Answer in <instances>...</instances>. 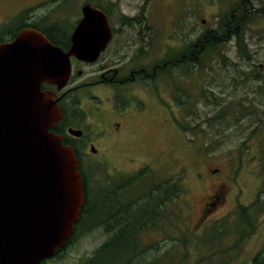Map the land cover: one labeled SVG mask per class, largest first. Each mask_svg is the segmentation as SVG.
I'll list each match as a JSON object with an SVG mask.
<instances>
[{
    "label": "rangeland",
    "instance_id": "rangeland-1",
    "mask_svg": "<svg viewBox=\"0 0 264 264\" xmlns=\"http://www.w3.org/2000/svg\"><path fill=\"white\" fill-rule=\"evenodd\" d=\"M111 1H116L113 25L117 38H131L135 43L133 49L137 51L143 50V45L155 43V50L159 51L157 60L164 58L169 50H182L185 42L193 41L200 33L215 29L240 3V0H151L152 4L147 0ZM83 2L66 0L61 6L54 5V10L49 5L47 16L60 20L63 30L67 31L79 18ZM107 2L101 0L100 3ZM251 2L252 14L256 9L261 11L245 28L250 59L239 54L236 40L231 39L222 50L235 66H230L231 61L224 65L221 58L215 57L213 69L204 68L189 74L177 95L175 84L166 85L167 79L165 85H160L163 77L159 78L155 91L160 93L163 102H151L154 114L135 119L132 127L116 142L109 139L107 144L112 148L108 158L102 160L101 156L93 155L90 166L85 167L93 184L113 179L140 163H146L147 168L155 172L152 178L147 177V187L157 177L171 178L181 174V184L186 191L180 199L183 210L179 232L184 234V242L177 246V251L180 255L188 254L190 262L197 261L196 253H205L210 246L205 243L206 238L201 237L206 227L219 223L239 205L252 204L258 197L261 208L264 206V174L260 168L264 153V77L258 74L264 73V0ZM2 13L0 9V18ZM124 14L143 20L124 25L117 21L126 16ZM146 14L154 31L146 26ZM96 68L98 66L89 67L87 71ZM204 88L212 90L213 94L206 91L202 99ZM124 92L120 89L116 93L121 98ZM95 94L105 102L110 97L105 87L80 89L72 96L77 103L81 98L95 102ZM179 95L187 96L189 109L178 107L181 105L176 99ZM194 107L196 113L192 115ZM223 110L228 115L225 121L219 118ZM192 126L197 128L191 130ZM218 190L219 198H216ZM129 191L130 196L137 193L133 189ZM232 218L230 232L235 233L241 222L240 214L234 212ZM107 236L102 228L86 233L46 264H82ZM143 238L148 247L166 246L162 243L165 236L159 232L148 231ZM228 242L229 239H225L223 244ZM263 247L264 209L256 233L244 244L236 263L250 264Z\"/></svg>",
    "mask_w": 264,
    "mask_h": 264
},
{
    "label": "water",
    "instance_id": "water-1",
    "mask_svg": "<svg viewBox=\"0 0 264 264\" xmlns=\"http://www.w3.org/2000/svg\"><path fill=\"white\" fill-rule=\"evenodd\" d=\"M81 10L69 50L34 28L0 47V264L50 259L80 217L85 192L78 159L51 131L62 109L56 92L42 84L62 90L71 57L95 62L113 38L102 9L85 3Z\"/></svg>",
    "mask_w": 264,
    "mask_h": 264
},
{
    "label": "trees",
    "instance_id": "trees-1",
    "mask_svg": "<svg viewBox=\"0 0 264 264\" xmlns=\"http://www.w3.org/2000/svg\"><path fill=\"white\" fill-rule=\"evenodd\" d=\"M251 1L240 0L238 7H233L215 29L206 30L193 41L185 42L182 50L167 51L164 58L158 60V75L160 79L163 77L160 85L168 79L166 85L175 84L177 95L182 90L180 87L184 84L183 80L189 74H195L204 68L213 69L212 61L215 57L221 58L222 63L226 65V62L231 60L222 50V46L231 39L236 40L239 54L250 59L245 28L261 11L259 8L252 14ZM52 40L55 44L66 45L60 39ZM230 64L235 66L232 61ZM258 74L264 77V73ZM209 90H202V99ZM210 93L213 94V91L210 90ZM176 99L181 104L178 107L189 109L186 95H179ZM215 99L218 103V98ZM195 108L191 109L192 115L196 113ZM224 112L225 110L220 112L219 118L225 121L228 115ZM196 128L192 126L191 130ZM260 166L264 174V153ZM79 170L83 173L85 202L66 246L97 228H102L108 235L93 255L86 258L82 264H238L236 261L242 248L256 233L264 209V206L261 208V200L258 197L252 204H241L219 223L206 227L201 237L206 238L205 243L210 246L205 253L198 251L197 261L190 262L188 254L180 255L177 251V246L184 242V234L179 232L183 210L180 199L186 191L181 184V174L171 178L157 177L156 181L148 183L151 184L148 188L145 182L147 177L152 178L151 176L155 175L151 168L145 167L132 175L119 173V178L98 180L95 185L83 165L79 164ZM131 189L137 192L136 195H129ZM220 190H223V187ZM216 198H219V190L216 192ZM234 212L240 214L241 222L238 230L231 233L230 219H233ZM148 231L159 232L165 236L162 243H166V246L148 247L149 244L143 238ZM225 239H229V242L223 244ZM63 249H58L56 256L60 255ZM250 264H264V247L252 257Z\"/></svg>",
    "mask_w": 264,
    "mask_h": 264
},
{
    "label": "flooded vegetation",
    "instance_id": "flooded-vegetation-1",
    "mask_svg": "<svg viewBox=\"0 0 264 264\" xmlns=\"http://www.w3.org/2000/svg\"><path fill=\"white\" fill-rule=\"evenodd\" d=\"M65 1L0 0V9L3 12L0 18V47L12 43L23 29L34 28L45 34L53 44L55 43L52 38L65 42V47L55 45L69 50L72 44V33L82 18V10L75 24L67 31L63 30L60 20L47 16L50 10H48L49 5L53 9L54 5L61 6ZM147 1L151 3V0ZM100 2L101 0H84L82 6L90 3L108 15L113 38L105 51L95 62L71 57V77L68 85L62 90H58L55 84H42L43 89L56 92L55 99L62 109V118L51 128V131L62 137L63 144L73 148L78 159V166L81 164L84 169L90 166L93 155L101 156L102 160L109 157L112 148L111 144H107L109 139H112L111 142H116L132 127L135 119L152 116L154 112L150 108L151 102H163L160 93L158 95L155 91L156 84L159 83L157 60L159 51L156 52L155 43L143 45L141 47L143 50L137 51L133 49L135 43L131 38L118 39L117 29L113 25L116 1L108 0L104 5ZM153 11L154 9L151 10ZM142 20V18L126 15L117 21L124 25H131L133 21L141 23ZM149 20L146 14V26L154 31ZM203 21L206 23V19ZM94 66L98 68L87 71V68ZM91 87H105L110 94L108 102L95 94V102L81 98L77 103L72 93ZM120 89L125 91L121 98L116 93ZM144 93L149 97H146ZM101 102L104 104L101 105ZM77 132L81 134L78 135ZM145 167H147L146 163H140L135 169L124 171V174L132 175ZM80 172L82 173L81 170ZM120 173L123 174V172ZM64 250L65 248L60 253Z\"/></svg>",
    "mask_w": 264,
    "mask_h": 264
}]
</instances>
